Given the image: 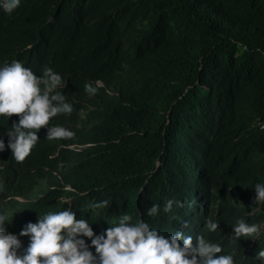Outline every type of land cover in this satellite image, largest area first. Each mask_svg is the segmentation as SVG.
Segmentation results:
<instances>
[{
  "label": "trees",
  "instance_id": "obj_1",
  "mask_svg": "<svg viewBox=\"0 0 264 264\" xmlns=\"http://www.w3.org/2000/svg\"><path fill=\"white\" fill-rule=\"evenodd\" d=\"M62 21L52 44L56 49L45 52L47 60L65 75L78 74V67L86 78L110 82L112 94L120 88L119 100L106 118L95 119L108 136L94 135L87 122L62 143L60 156L57 142L40 143L35 160L42 175L51 168L72 183L79 181L105 151L79 148L89 143H104L112 152L123 147L128 160V182L113 198L100 183H93L94 193L86 195H81L82 187L62 190L73 197L78 214L91 222L101 214L134 211L139 216L142 207L150 206L154 190L174 192L189 182L203 158L181 150L194 141L205 143V158L224 173L240 166L264 173V0H21L13 13L1 17L0 45L4 51L38 52ZM81 60L89 61L91 73ZM0 125L10 127L6 118ZM138 145L144 157L132 161ZM173 145L180 151L171 152ZM160 156L163 164L150 171L145 160ZM124 178L114 176L116 181ZM55 193L28 204L27 211L18 208L16 215L41 216L69 206ZM103 200L108 205L94 207ZM13 210L4 213L10 228ZM19 225L18 233L24 222Z\"/></svg>",
  "mask_w": 264,
  "mask_h": 264
},
{
  "label": "clouds",
  "instance_id": "obj_2",
  "mask_svg": "<svg viewBox=\"0 0 264 264\" xmlns=\"http://www.w3.org/2000/svg\"><path fill=\"white\" fill-rule=\"evenodd\" d=\"M20 4L21 0H0V10L11 14ZM44 45L43 42L41 48ZM51 47L47 50L54 51L57 45ZM39 51H4L0 48V120L6 118L10 123L9 128L0 125V185L11 180L14 184L13 187L0 186V264H264V173L250 172L241 166L224 173L212 159L209 164L202 160L188 182L191 184L193 176H200L198 188L192 190L197 191L196 195L201 193L203 204V197L208 201L204 237L199 234L193 237L192 232L200 226L194 216L189 224L184 221L175 228L176 220L170 219V215L176 213L173 205L178 203V198L166 188L153 191L150 206L141 208V216L132 218L129 213H124L114 217L116 223L111 225L110 217L113 216L101 214L95 221H102L103 226L93 229V223L74 210L73 197L62 194V190L78 192V187H82L81 195H86L94 193L93 183H100L102 190H109L113 198V192L128 182L124 148L116 152L105 150L101 159L92 162L75 183L68 181L62 171L51 168L42 175L35 152L43 142L59 144L62 138L63 142L70 141L77 130L98 118L100 110L104 109L108 114L113 111L114 103L104 104L101 99L90 103L87 100L96 92L102 95L106 92L110 96H104L114 99L120 88L114 89L113 94L108 85L99 90L100 85L106 84L104 80L94 76L86 78L78 67V74L65 75L54 61L47 59L40 74H36L32 70V61L41 57ZM83 65L91 73L89 61ZM76 102L81 104L74 107ZM67 117H77L76 130L57 124ZM51 119L59 120L50 125ZM89 129L94 135L108 136L104 124H94ZM99 145L89 143L79 148ZM167 145L165 142L163 146ZM71 148L76 149L77 145L71 144ZM181 151L204 158L208 148L203 141H194ZM60 154L58 151L57 156ZM138 157H144L139 145L132 151V161ZM181 159L176 157V160ZM145 163L150 171L158 169L163 164V157L145 160ZM51 171L54 173L52 178ZM245 173H249L247 178L242 176ZM117 174H124V180L116 181L114 176ZM88 185L90 187L86 189ZM36 190L35 197L29 199L28 194ZM41 190L45 192L39 193ZM51 191H56L57 199L69 206L46 211L28 220L21 219L11 228L6 224L8 218L4 213L14 208L12 201L17 203L14 199L21 196L23 207L27 200H30L29 204L37 202ZM167 196L171 198L164 203ZM162 200L164 205L160 211L162 207L158 203ZM108 203L103 200L94 207H104ZM135 217L136 221L132 222ZM146 220L153 221V227ZM23 222L18 233L19 224ZM168 224L176 231L170 233ZM161 227L165 231L163 234L158 232ZM237 240L241 242L237 243Z\"/></svg>",
  "mask_w": 264,
  "mask_h": 264
},
{
  "label": "bare ground",
  "instance_id": "obj_3",
  "mask_svg": "<svg viewBox=\"0 0 264 264\" xmlns=\"http://www.w3.org/2000/svg\"><path fill=\"white\" fill-rule=\"evenodd\" d=\"M23 11H27V10H23ZM1 12L3 13V14H0V21H1V17H2V15H7V13H5V12H3V10H1ZM29 15V12L28 13H26V14H23V16L24 17H27ZM63 23V21L62 22H60L58 25H56L55 26V32L56 31H58L56 28H57V26H59V25H61ZM51 32V31H50ZM59 34H58V32H56L54 35H51L47 40H46V43H47V45H46V47L45 48H41L40 49V51H39V54H41V57L40 56H38V58H37V61L35 62V61H32L33 62V64H34V67L32 68V70H33V72L34 73H36V74H40V72L42 71V69H43V67H44V63H45V61L44 60H46L47 59V54L45 53L46 51H47V49H51L52 47V44L54 43V41L57 39V36H58ZM5 46L2 44V45H0V48H4ZM3 50V49H2ZM83 61L84 60H81L80 62L81 63H83ZM64 63H65V61H64ZM73 65H76V66H78L77 65V62L76 63H74ZM115 79V78H114ZM110 82H108V83H106V84H104V85H100L99 87H98V89L99 90H101V89H103V88H105L108 84H109ZM119 85V84H118ZM79 94H81V93H79ZM81 98H83V95H81ZM96 99H101V100H103V102H104V104H106V102H109V104L110 105H112L113 103H115V102H118V100H119V98H118V96H116V98H114V99H110V98H108V97H106V96H104V95H102L100 92H96L95 94H92V96L90 97V99H88L87 101H89L90 103H92L93 101H95ZM77 100V99H76ZM78 100H81V99H78ZM81 103H77L76 102V104H75V106L74 107H78L79 105H80ZM99 115H98V118H100L101 120L102 119H104V118H106V116L108 115V111H105L104 109H102V110H100L99 111ZM63 115H65V114H62V116ZM76 118L77 117H67V118H65V119H63V120H61V121H59L57 124H59V125H62V126H71L72 128V130L74 129V130H76L77 128L75 127V122H76ZM59 120V119H58ZM58 120H55V119H51L50 120V125L51 124H55V122L56 121H58ZM98 120H95V119H93V120H91L90 122H89V126H93L94 124H96V122H97ZM72 122V123H71ZM113 127V126H112ZM93 135V134H92ZM103 138V137H102ZM49 140V139H48ZM62 143H63V138L62 139H60V142H59V144L57 145V151H59V152H62V150H63V147H62ZM178 147V145H173L172 147H171V149H172V152H175V150H178V151H180V148L178 147V149H175V147ZM98 149H103V150H107V148H103L101 145H100V147H97ZM203 152H204V154H205V150L203 149L202 150ZM208 153V152H207ZM209 156V155H208ZM174 156H173V154H172V158H173ZM175 159H176V157H174ZM203 161H205V163H207V164H209V163H211V161H209L208 159H206L205 157L202 159ZM206 168V170H207V172H209V168L208 167H205ZM102 172V171H101ZM100 172V173H101ZM74 178H76V177H73V181L75 180ZM193 179H192V181H191V184H189L188 183V186H186V189H184V188H181L180 186H178L175 190H174V195L175 196H177V202L178 203H176V204H174L173 205V209L176 211V213L173 215V213L170 215V219H172V218H174L175 220H176V227L175 228H177V227H179V226H181L182 224H183V222L184 221H187L188 222V224H189V222H190V220H191V217L192 216H194L195 217V219L197 220V225H200L198 228H196L192 233H193V237L195 238V236L197 235V234H199V235H201V236H205V233H206V229H205V221H206V219L205 218H207V215H206V213H207V207H208V201H207V199L205 198V197H203L204 198V204H203V202L200 200V196H201V193L199 194L198 193V195H196L197 194V191L195 192V190H192V189H194L195 187H197L198 188V183H197V181L199 180V178H200V176L199 177H192ZM13 181L11 180V181H9V182H6V183H4V184H1L0 186L3 188V187H7V186H9V187H13ZM13 189H11V191H12ZM10 191V192H11ZM180 191H181V193H180ZM194 192V193H193ZM38 193V191L36 190V191H33L32 192V195H35V194H37ZM39 193H41V191H39ZM215 193L217 194V190L215 191ZM38 196H36V198H37ZM43 198H45V197H43V196H41V198L40 199H43ZM165 198V201H164V203L168 200V199H170L171 197L170 196H167V198L166 197H164ZM29 199H31V198H29ZM14 200H16L17 201V203H15L14 201H12V205H13V207H14V210H13V216H12V218H11V220L13 221V222H15V223H19L20 221H21V219H22V217L24 216V218H23V220H28L29 219V216H28V214L26 213V212H20L19 213V215H16V212L18 211L17 209L18 208H20L21 206H22V204L24 203V201L22 200V198H21V196L19 197V198H16V199H14ZM29 202H30V200H27L26 202H25V205L23 206L24 208H25V210L27 211V207H28V204H29ZM116 203V202H115ZM164 203H163V200L160 202V203H158V205H160V211L161 210H163V205H164ZM184 204V206L183 207H180L181 205H183ZM29 206H33V205H29ZM247 211H250V210H247ZM135 213L136 212H132V211H130V213H129V215H131L132 216V218L135 216ZM105 215V214H104ZM139 216H141V215H139ZM250 216V215H249ZM203 217V218H202ZM21 218V219H20ZM107 218V217H106ZM114 219V217H110V221H111V225H113V224H115L116 223V221H115V219ZM134 221H136V217H135V219H132V222H134ZM102 221H92V222H89V223H93L92 224V227H93V229H100L102 226H103V223H101ZM146 223L149 225V226H151V227H153V225H152V223H153V221H148V220H146ZM110 225V226H111ZM106 227H109V225H107L106 224ZM168 229H169V232L170 233H172V232H175L176 230H174L169 224H168ZM260 231H262V229L260 230ZM159 233H161V234H163V233H165V231H163V228L161 227L160 229H159V231H158ZM252 239V238H251ZM243 241H249V240H243ZM194 242H195V240H194ZM239 242H241L240 240L238 241L237 240V243H239ZM27 244H24V246H26ZM238 250V253L240 252V250L239 249H237Z\"/></svg>",
  "mask_w": 264,
  "mask_h": 264
}]
</instances>
